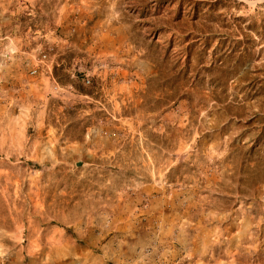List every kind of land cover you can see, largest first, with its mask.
I'll use <instances>...</instances> for the list:
<instances>
[{"label":"rangeland","instance_id":"rangeland-1","mask_svg":"<svg viewBox=\"0 0 264 264\" xmlns=\"http://www.w3.org/2000/svg\"><path fill=\"white\" fill-rule=\"evenodd\" d=\"M0 264H264V0H0Z\"/></svg>","mask_w":264,"mask_h":264},{"label":"built area","instance_id":"built-area-1","mask_svg":"<svg viewBox=\"0 0 264 264\" xmlns=\"http://www.w3.org/2000/svg\"><path fill=\"white\" fill-rule=\"evenodd\" d=\"M34 73H35V71L32 72V74H34ZM86 83L89 84V81L87 80Z\"/></svg>","mask_w":264,"mask_h":264}]
</instances>
